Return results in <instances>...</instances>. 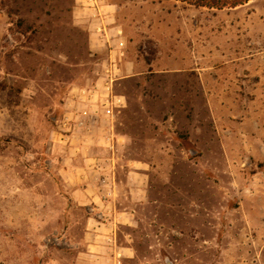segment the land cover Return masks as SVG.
Instances as JSON below:
<instances>
[{
    "label": "rangeland",
    "instance_id": "rangeland-1",
    "mask_svg": "<svg viewBox=\"0 0 264 264\" xmlns=\"http://www.w3.org/2000/svg\"><path fill=\"white\" fill-rule=\"evenodd\" d=\"M102 19L121 34L92 35ZM107 82L113 132L96 109L76 128L73 100ZM70 124L116 160L101 171L129 217L110 248L88 250L91 205L65 181L86 175L65 159ZM0 264H264V0H0Z\"/></svg>",
    "mask_w": 264,
    "mask_h": 264
},
{
    "label": "crops",
    "instance_id": "crops-1",
    "mask_svg": "<svg viewBox=\"0 0 264 264\" xmlns=\"http://www.w3.org/2000/svg\"><path fill=\"white\" fill-rule=\"evenodd\" d=\"M105 22L107 24H105ZM93 28H98V32L95 31L92 28V35H96V38L100 39V31L103 32L105 30L107 33L106 35H109L110 30L111 34H114L116 36H119L118 34H121L122 30H120V26L114 25L112 26L110 24V21H105V19H102L99 23V21L96 23L93 21ZM110 24V25H109ZM115 30V31H113ZM104 36V35H103ZM114 45L117 44L111 51L113 53V58L115 60V57L118 55L119 60L121 61V64L116 62L115 68L119 71H122L126 69L128 72H131L132 75L135 74V72L140 71L145 68L144 63L141 60H138L133 57H123L124 56V49H121L124 46V42L120 41L119 38H115L113 40ZM120 54V55H119ZM118 59V57H116ZM116 61V60H115ZM107 85V86H106ZM106 85H102L100 87L99 85L96 86L95 90L98 91L97 88H100L102 92L105 90L107 93L97 95L93 99L86 98V101L80 100L75 101L73 100V103H79L80 106L86 107V109L91 112L92 110L96 109L98 110L96 113V117L92 119V116L90 117V125L91 127H100L99 129L102 130V134L105 132L112 133L114 125L107 127L108 123L112 122V115L108 113V107L109 105L116 104L118 100L123 101V96H118L116 94H112V83L107 82ZM109 86V89L107 88ZM94 89V88H92ZM71 103V104H73ZM83 110V109H82ZM78 112V111H77ZM77 112L75 110H70V118L77 116ZM82 112V111H81ZM116 117V115L114 114ZM113 116V117H114ZM73 117V118H74ZM94 117V115H93ZM114 117V118H115ZM86 119L85 116L79 115L75 118L76 125L74 126L80 127L85 126L86 123L84 121V124H80L81 119ZM113 118V120H114ZM94 123H93V122ZM74 123V122H73ZM96 125V126H95ZM98 125V126H97ZM88 128L90 126L86 125ZM81 129V128H80ZM68 132L63 135L62 141L66 144L64 145L65 148H67V152H69V157L66 156V162L70 161L69 169L72 172H77L79 170H83L86 172L85 177L78 176L77 178H67L65 177V181L67 182L68 186L72 188V191L75 194L76 199H83L85 205H91L90 209L92 210L91 216L88 220V227H87V241L88 242V250L94 251L98 249H105L110 248V244L112 240V229L114 227V224L116 221L119 222H127L129 213L126 210H122L118 206V187L121 185V182L118 181L116 178V172H113L112 175L109 177L108 175H102L101 169L103 168V164H106V161L109 162L110 165L114 167L116 165V160L113 158H107L102 159L99 156V153L102 151L98 146L102 144L104 146V143H98V137L97 133H95V130H88L83 128L82 131L79 132H71V124L68 129H66ZM118 138V135H116ZM119 139V138H118ZM70 142V143H69ZM83 142V143H81ZM104 150L107 152L112 153V155H116L115 152H111V149L108 147H103ZM118 149V147H117ZM109 153V154H110ZM68 160V161H67ZM63 172L67 171L66 166L64 165L62 168ZM132 173V172H129ZM88 174V175H87ZM99 174V180L97 182H94L93 179H90V176H96ZM117 196V197H116Z\"/></svg>",
    "mask_w": 264,
    "mask_h": 264
},
{
    "label": "trees",
    "instance_id": "trees-1",
    "mask_svg": "<svg viewBox=\"0 0 264 264\" xmlns=\"http://www.w3.org/2000/svg\"><path fill=\"white\" fill-rule=\"evenodd\" d=\"M189 4L202 6V7H209V8H216V9H223L225 7H237L242 5L249 0H182Z\"/></svg>",
    "mask_w": 264,
    "mask_h": 264
},
{
    "label": "built area",
    "instance_id": "built-area-1",
    "mask_svg": "<svg viewBox=\"0 0 264 264\" xmlns=\"http://www.w3.org/2000/svg\"><path fill=\"white\" fill-rule=\"evenodd\" d=\"M91 1H92V0H91ZM107 88L109 89V86H108ZM116 102H117L116 104L109 105V107H108V113H109L110 115H114L113 113H114V107H115V106H120V105L122 104L121 100H118V101H116ZM120 102H121V104H120ZM82 115L85 116V117H90V116H91V113L89 112L88 109H84V110L82 111ZM80 124H84V121H81Z\"/></svg>",
    "mask_w": 264,
    "mask_h": 264
}]
</instances>
